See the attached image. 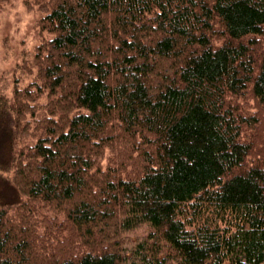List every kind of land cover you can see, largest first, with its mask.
Instances as JSON below:
<instances>
[{"label": "trees", "instance_id": "1", "mask_svg": "<svg viewBox=\"0 0 264 264\" xmlns=\"http://www.w3.org/2000/svg\"><path fill=\"white\" fill-rule=\"evenodd\" d=\"M35 1L53 36L0 89V264H264V0Z\"/></svg>", "mask_w": 264, "mask_h": 264}, {"label": "rangeland", "instance_id": "2", "mask_svg": "<svg viewBox=\"0 0 264 264\" xmlns=\"http://www.w3.org/2000/svg\"><path fill=\"white\" fill-rule=\"evenodd\" d=\"M41 5V4H40ZM48 10V7H46ZM48 12V11H47ZM45 11L36 3L35 0H2L0 3V89L4 85V81H10L16 77L17 68L23 67L24 73L28 72L33 77L37 68L29 67V62L23 61L21 55L32 54L37 46L46 42L53 35L41 26L42 18L45 16ZM16 75V76H15ZM24 75V74H22ZM19 76V75H18ZM17 76V77H18ZM10 90V89H9ZM57 92V89H56ZM1 93V91H0ZM63 97V96H62ZM60 98V96H59ZM249 107L256 106L252 101H249ZM264 115V114H263ZM248 131V130H247ZM259 131V130H258ZM264 134V131L260 130ZM34 136V135H33ZM32 136V138H33ZM102 149L104 145H101ZM117 152L123 151V146H116ZM103 156L99 160L100 166H103L108 161L107 155L109 150L103 149ZM129 173V172H128ZM130 174V173H129ZM132 175V174H131ZM150 229L147 225L141 224L128 232L130 242L133 243L138 239L143 238ZM155 251L160 257L169 256L176 257L169 248V245L161 238L155 240Z\"/></svg>", "mask_w": 264, "mask_h": 264}]
</instances>
